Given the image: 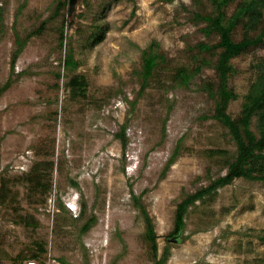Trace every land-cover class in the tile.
Returning <instances> with one entry per match:
<instances>
[{
	"label": "rangeland",
	"instance_id": "obj_1",
	"mask_svg": "<svg viewBox=\"0 0 264 264\" xmlns=\"http://www.w3.org/2000/svg\"><path fill=\"white\" fill-rule=\"evenodd\" d=\"M65 1L0 0V183L10 200L15 196L0 204V264L29 257L35 242L45 245L44 264H153L135 201L152 220L158 258L169 243L167 264H264L259 181L236 178L197 201L178 239L168 238L178 204L225 176L238 154L206 91V81L218 83L216 70L204 68L187 88L173 83L178 68L195 67L199 42H219L198 18L214 13L212 2L78 0L69 15ZM239 1L229 4L228 16ZM103 25L109 28L103 39L92 41ZM18 38L24 47L14 59ZM233 39H242L241 28ZM152 43L165 62L144 84L143 53ZM71 49L81 63L76 72L89 84L80 101L65 87L63 60ZM251 56L232 60L242 73L228 83L241 97ZM241 102L228 106L233 119ZM212 149L224 153L210 157ZM38 163L46 193L32 192L27 182ZM91 217L94 224L83 233ZM30 261L38 264H24Z\"/></svg>",
	"mask_w": 264,
	"mask_h": 264
},
{
	"label": "trees",
	"instance_id": "obj_2",
	"mask_svg": "<svg viewBox=\"0 0 264 264\" xmlns=\"http://www.w3.org/2000/svg\"><path fill=\"white\" fill-rule=\"evenodd\" d=\"M68 1H65L66 4H68ZM210 1L215 7L214 13L204 17L198 16V18L207 23L204 29L207 36L216 34L219 37V42L213 45L199 42L196 45L197 54L192 59L195 67L192 70L183 67L178 68L174 73L173 83L187 88L204 68L213 67L216 70L218 83L214 88L211 81H206V91L209 92L210 96H215L216 114L214 119L229 129L237 144L238 154L236 159L228 161V171L225 176L218 177L208 187L197 190L195 193L188 194L183 198L175 211L174 229L168 235V238L178 239L185 228V219L191 206H194L197 201H204L207 197L216 194L220 188L232 184L236 178L243 177L250 181H259L264 185V0H240L229 16L227 7L235 0ZM237 28L242 30L240 41L233 39V32ZM108 29V25L96 29V33L91 35L92 41L95 35L96 42L101 41ZM59 38L62 45L63 38L62 36ZM18 44V50L15 51L13 56L14 59L24 47V43L20 41V38H18ZM157 46L156 43H152L143 53L141 73L144 84L151 80L160 62H165L164 56L159 55L154 50V47ZM249 52L252 53V58L244 72L250 74L251 80L247 92L241 97L233 88L229 87L228 82L230 77L242 73L234 66L232 60ZM206 56H211L212 60L216 59L212 62ZM80 65L81 63L75 59L72 49L69 50L63 60V69L66 70L64 75L67 78L65 87L72 101L86 99L88 94L89 84L86 76L76 72ZM58 76L60 75L58 74ZM240 98L242 99L241 111L237 119H233L228 114L227 109L231 101H237ZM117 137L124 143L125 137L122 133ZM206 153L212 157L217 153L224 152L212 149ZM178 154L179 147L175 150L165 169L175 161ZM39 165L38 163L31 169L27 182L31 185L29 188L32 192L37 193L41 190L42 193H46L49 188L42 183ZM0 190L2 191V193L0 192V204H10L15 196L11 197L10 200L7 194L9 189L3 183H0ZM29 196H31V192ZM60 206L63 208L62 205ZM135 206L144 216V238L151 247L153 264H167L171 255L169 243L164 248L160 258H158L157 235L152 220L143 205L135 201ZM93 224L94 217H91L82 226L81 231L83 233L88 232ZM34 244L37 249L29 257L17 254L12 258V264H24L27 260H35L38 264H44L45 245L41 242H35ZM60 262L71 264L64 259Z\"/></svg>",
	"mask_w": 264,
	"mask_h": 264
},
{
	"label": "water",
	"instance_id": "obj_3",
	"mask_svg": "<svg viewBox=\"0 0 264 264\" xmlns=\"http://www.w3.org/2000/svg\"><path fill=\"white\" fill-rule=\"evenodd\" d=\"M78 0H70V11H69V15H72L74 9H75V5L77 3Z\"/></svg>",
	"mask_w": 264,
	"mask_h": 264
},
{
	"label": "built area",
	"instance_id": "obj_4",
	"mask_svg": "<svg viewBox=\"0 0 264 264\" xmlns=\"http://www.w3.org/2000/svg\"><path fill=\"white\" fill-rule=\"evenodd\" d=\"M27 264H36L34 261H30Z\"/></svg>",
	"mask_w": 264,
	"mask_h": 264
}]
</instances>
